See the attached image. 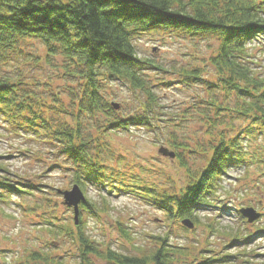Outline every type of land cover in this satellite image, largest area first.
<instances>
[{
  "label": "trees",
  "instance_id": "1",
  "mask_svg": "<svg viewBox=\"0 0 264 264\" xmlns=\"http://www.w3.org/2000/svg\"><path fill=\"white\" fill-rule=\"evenodd\" d=\"M160 29L188 37L212 34L219 39L217 51L209 57L217 81L205 79L200 68L173 71L182 75L181 83L207 86V97L200 95L188 108L197 109L194 114L205 121L211 136L208 147L199 144L193 150L210 153L203 167L189 168L183 154L176 152L181 165L188 168L186 183L177 190L140 178L134 181L135 175H125L108 161L115 156L107 140L111 131L133 125L157 131L164 122L176 120L175 115L166 117L167 105L149 72L168 69L155 58L141 56L135 43L138 35ZM260 36H264V0H0V118L10 126L21 122L51 143V152L67 162L63 166L72 175V186L79 184L86 194L80 204V222L73 225L70 218L62 220L57 206L49 204L52 196L44 186L24 183V177L0 160V201H9L14 194L25 198L40 192L43 199L33 197L26 205L29 211H41V230L46 233L41 236H49L46 249L26 247L23 254L0 264H264L254 249L216 253L213 246H206L195 252V244L174 242L169 230L153 234L151 244L136 245L121 221L120 230L136 250L120 251L88 233L82 216L108 210L107 194L135 192L162 209L171 222L190 217L195 227L205 223L209 237L223 234L241 242L240 229L221 226L220 215L204 222L200 212L221 207L223 191L231 193L225 181L232 168L244 167L242 176L247 179L251 166L264 163V152L249 155L246 143L247 137L264 132V72L256 68L250 45ZM29 38L45 45V59L59 68L60 78L73 81L67 85L69 101L51 91L57 96L50 113L40 107L41 95L23 79V71L11 73L7 66L17 53H23V40ZM118 82L138 98L136 108L127 105L122 114V104L108 98V90ZM47 84L51 90L53 85ZM114 102L120 107L115 108ZM188 108L181 112L189 113ZM235 117L247 124L236 127ZM170 145L186 146L176 137ZM56 166H62L60 161H54L52 167ZM89 185L108 192L101 195L103 208L87 196ZM54 190L60 195L59 189ZM239 216L245 219L240 212ZM257 229L262 231L260 225ZM65 240L75 248L72 258L56 251L61 247L56 244ZM230 245L225 243L224 248Z\"/></svg>",
  "mask_w": 264,
  "mask_h": 264
},
{
  "label": "rangeland",
  "instance_id": "2",
  "mask_svg": "<svg viewBox=\"0 0 264 264\" xmlns=\"http://www.w3.org/2000/svg\"><path fill=\"white\" fill-rule=\"evenodd\" d=\"M135 43L141 56L155 58L168 69V71L149 72L150 77L157 84V90L163 95V103L167 105L165 112H169V115L166 117L175 115L176 120L173 124L164 122L163 128L157 131L143 125L111 131L107 140L115 156L108 161L125 175L126 173L135 175L134 181L140 178L144 183H155L160 188L172 187L177 190L186 183L188 168L181 165L177 154L175 157L163 154L160 148L165 146L175 153L181 152L190 165L189 168L196 170L207 163L210 153L207 152L208 150L200 149L197 152L193 150L198 149L199 144L208 147L211 136L207 133L208 127L205 121L194 114L197 109L188 108L194 101L200 100V95L207 97V86L201 82L192 85L181 83L182 75L173 71L182 67L200 68L205 79L217 81L209 57L217 51L219 39L212 34L188 37L180 31L160 29L138 35ZM22 45L23 53H17L7 66L12 69L11 73L23 71V79L29 83L31 89L41 95L44 104H39L40 107L44 113H50L49 107L53 105L57 96L51 91L58 92L62 99L69 101L67 85H72L73 81L71 79L65 81L66 79L59 77V68L52 66L45 59L46 47L41 41L29 38L23 40ZM250 45L253 55L256 56V68L264 72V36L254 38ZM36 54H40V58H35ZM160 81L165 84L159 83ZM47 82L53 85L51 90ZM220 90L223 92L222 89ZM108 91L111 95L108 96L110 101L116 100L122 104L119 109L121 114L126 111L125 106L130 104L132 108L137 106L136 93L121 83H113ZM186 108L190 109L189 113L181 112V109ZM233 121L236 127L247 124L239 117H235ZM21 125L20 122L10 126L0 118V160L9 165L11 171L24 177V183L44 186L42 188L48 191L47 195L52 196L53 202L49 204L52 207L57 206L62 220L65 217L70 218L75 225L73 207L65 204L61 193L57 195L56 191H53V189H69L72 186V175L64 169L67 162L62 156L57 157L51 152L53 147L51 143L25 129V125ZM234 131L232 130V133ZM173 137L186 146L172 147L170 141ZM246 143L249 155L257 151H262L260 153L262 155L264 132L260 130L254 137H247ZM55 160L60 161L62 166L52 167ZM244 172V167L232 168L225 181L231 193L223 191L222 200L218 203L221 207H211L200 212L204 222H210L216 219V215H220L217 219L221 226L240 229L243 237L240 243L223 234L209 237L205 223L191 229L183 225L181 219L171 222L162 209L154 206L138 193L121 191L107 194L108 192L94 185H89L87 196L96 199L103 208L101 195L107 194L110 207L108 210H99V215L96 216L90 212L82 213V216H85L87 232L100 243L129 253L136 249L133 242L120 230L122 222L121 224L134 237L136 245L151 244L153 234L169 230L174 242L195 244L193 248L195 252L206 246H213L216 253L235 251L238 248L254 249V253L259 255L257 259L264 260V163L251 166L247 179L242 176ZM33 197L34 200L43 199V195L36 192V195H26L25 198L14 194L9 201H0V262L2 263L23 254L26 247L47 248L45 237L49 236H41L46 234L41 230L43 221V217L40 216L41 211H29L26 205ZM249 205L261 212L260 217L253 222H249L246 217L241 219L240 211L238 212L242 206ZM258 225L262 231L257 229ZM244 234L247 237L243 236ZM208 239L211 240V244H208ZM225 243L231 244L229 249L224 248ZM56 245L61 246L56 250L60 255L68 258L74 256L75 248L68 241Z\"/></svg>",
  "mask_w": 264,
  "mask_h": 264
},
{
  "label": "water",
  "instance_id": "3",
  "mask_svg": "<svg viewBox=\"0 0 264 264\" xmlns=\"http://www.w3.org/2000/svg\"><path fill=\"white\" fill-rule=\"evenodd\" d=\"M113 105L115 108L120 107V104L116 102H114ZM160 152L167 155L169 154L172 157L176 156L174 151L169 150L168 147L165 146L160 148ZM60 193L64 197L65 204L73 207L75 223L78 224L80 222V204L86 200L85 192L79 184H75L69 189H61ZM239 211L244 217L247 218L249 222L255 221L261 215V212L258 211L254 206H242ZM181 222L188 228L192 229L195 227V222L190 217L183 218Z\"/></svg>",
  "mask_w": 264,
  "mask_h": 264
}]
</instances>
